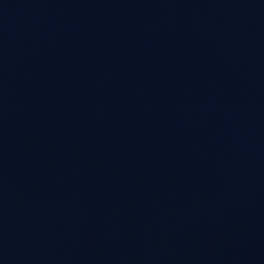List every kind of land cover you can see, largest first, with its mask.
Segmentation results:
<instances>
[{
  "label": "water",
  "instance_id": "1",
  "mask_svg": "<svg viewBox=\"0 0 264 264\" xmlns=\"http://www.w3.org/2000/svg\"><path fill=\"white\" fill-rule=\"evenodd\" d=\"M0 264H264V0H0Z\"/></svg>",
  "mask_w": 264,
  "mask_h": 264
}]
</instances>
